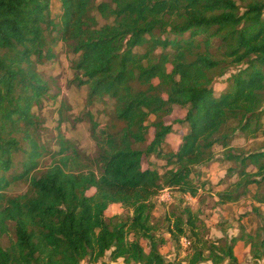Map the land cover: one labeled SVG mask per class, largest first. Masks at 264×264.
<instances>
[{"label": "trees", "instance_id": "16d2710c", "mask_svg": "<svg viewBox=\"0 0 264 264\" xmlns=\"http://www.w3.org/2000/svg\"><path fill=\"white\" fill-rule=\"evenodd\" d=\"M58 1L54 16L51 0H0V264H103L108 252L125 264H179L161 248L183 238L187 264H240L237 241L264 260V221L209 240L186 200L198 197L196 168L220 145L233 163L227 175L236 176L220 201H237L254 185L251 197L264 204V0ZM58 42L73 55L86 104L113 103L103 128L86 112L92 156L60 133L56 149L41 139L38 112L55 94L38 65ZM176 108L184 115L167 123ZM175 124L184 132L176 149L166 148ZM242 135L261 145L233 152ZM151 156L165 161L163 171L143 167ZM19 182L25 191L9 194ZM164 189L176 196L157 215ZM112 204L122 211L106 216Z\"/></svg>", "mask_w": 264, "mask_h": 264}, {"label": "rangeland", "instance_id": "374dc122", "mask_svg": "<svg viewBox=\"0 0 264 264\" xmlns=\"http://www.w3.org/2000/svg\"><path fill=\"white\" fill-rule=\"evenodd\" d=\"M60 2L51 0V12L54 16L59 13ZM99 24L105 23V20L97 14ZM54 57L38 65V69L43 77L48 81L50 90L55 97L44 101L42 108L38 112L42 120L41 139L52 149L57 148L58 133L65 139L71 141L77 148L88 156L95 152V141L91 137V121L86 112L89 111L94 122L98 124V129L109 124L113 115V103L108 97L97 100L92 105L86 104L87 87L78 86L73 81V72L70 66V60L73 55L69 53L66 47L58 42L52 46ZM225 77L220 78L214 85L215 93L218 94L225 86ZM185 110L176 108L172 115L165 118L167 123L182 117ZM184 132L182 125L175 124L174 131L166 138V148L176 149L180 142L181 134ZM152 130H150V137ZM261 138H251L250 136H237L230 143L231 149L236 153H245L261 145ZM214 159L202 166L196 168L199 175L194 176L199 190L197 198L186 197L188 205L198 213L199 218L203 220L206 232L205 237L209 240H215L222 236H239L241 230L252 232L264 221V204H259L251 197L255 191V186H250L249 193L234 202L223 203L220 201L218 193L222 192L230 182L236 179L234 175H227V169L233 165L231 161L223 158L224 150L220 145H215ZM48 162L44 159L43 167ZM150 164L152 167L163 171L165 161L155 156L144 158L143 167ZM26 185L22 182L12 184L9 194H18L24 192ZM92 192V191H90ZM89 192V193H90ZM162 194H167L164 200H159L156 214L160 215L166 212L175 199L176 193L166 189ZM122 210L118 204H112L106 210V216L118 214ZM6 241V239H4ZM188 248L180 242L175 247L172 242L165 244L161 251L168 259H175L179 264H187L184 256ZM234 252L240 264H264V260L255 262L249 252V247L242 241H237ZM103 264H125L122 259L112 261L109 258V252L102 260ZM81 264H99L85 259ZM200 264H211L206 261Z\"/></svg>", "mask_w": 264, "mask_h": 264}, {"label": "built area", "instance_id": "2783aa9c", "mask_svg": "<svg viewBox=\"0 0 264 264\" xmlns=\"http://www.w3.org/2000/svg\"><path fill=\"white\" fill-rule=\"evenodd\" d=\"M166 189H164V190H162L159 194H158V199L159 200H164V198L166 197V199H168V196L169 195H165V194H162L164 191H165ZM182 244L185 246V247H187L188 245H189V241L187 240V239H185V238H183L182 240Z\"/></svg>", "mask_w": 264, "mask_h": 264}]
</instances>
